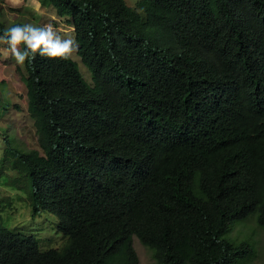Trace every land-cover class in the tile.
Segmentation results:
<instances>
[{
  "label": "trees",
  "instance_id": "1",
  "mask_svg": "<svg viewBox=\"0 0 264 264\" xmlns=\"http://www.w3.org/2000/svg\"><path fill=\"white\" fill-rule=\"evenodd\" d=\"M38 1L93 83L73 58L18 64L38 146L13 165L67 240L0 227V264H140L135 236L157 264L250 258L225 233L264 228V0Z\"/></svg>",
  "mask_w": 264,
  "mask_h": 264
},
{
  "label": "rangeland",
  "instance_id": "2",
  "mask_svg": "<svg viewBox=\"0 0 264 264\" xmlns=\"http://www.w3.org/2000/svg\"><path fill=\"white\" fill-rule=\"evenodd\" d=\"M137 1L126 0L132 6ZM0 19L7 24L18 20L37 26L52 23L62 37L73 39L78 45L73 27L57 16L55 8L41 7L38 0H0ZM72 58L80 63L85 79L93 83L91 71L81 62L77 50ZM17 67L7 45L0 43V227L33 234L42 250L57 248L67 240L59 230V218L46 210L33 213L28 174L23 168L14 167L15 157L10 153L11 148L27 150L38 146L36 129L27 109L26 85ZM237 223L241 225H235L231 232L228 230L225 237L236 242L247 241L254 249L250 258L237 264H264V228L258 223L257 214ZM134 247L140 264H157L151 250L136 236Z\"/></svg>",
  "mask_w": 264,
  "mask_h": 264
},
{
  "label": "clouds",
  "instance_id": "3",
  "mask_svg": "<svg viewBox=\"0 0 264 264\" xmlns=\"http://www.w3.org/2000/svg\"><path fill=\"white\" fill-rule=\"evenodd\" d=\"M1 21L8 26L0 34V43L7 45L14 61L21 66L37 55L47 59L70 60L78 48L75 40L62 37L52 23L37 26L33 23L7 24ZM29 198L31 201L30 193Z\"/></svg>",
  "mask_w": 264,
  "mask_h": 264
},
{
  "label": "crops",
  "instance_id": "4",
  "mask_svg": "<svg viewBox=\"0 0 264 264\" xmlns=\"http://www.w3.org/2000/svg\"><path fill=\"white\" fill-rule=\"evenodd\" d=\"M14 1V0H13Z\"/></svg>",
  "mask_w": 264,
  "mask_h": 264
}]
</instances>
